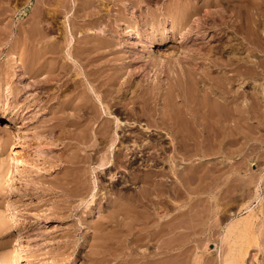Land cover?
I'll use <instances>...</instances> for the list:
<instances>
[{
	"label": "rangeland",
	"instance_id": "rangeland-1",
	"mask_svg": "<svg viewBox=\"0 0 264 264\" xmlns=\"http://www.w3.org/2000/svg\"><path fill=\"white\" fill-rule=\"evenodd\" d=\"M104 1L105 2L108 1V2L105 3ZM179 1L177 2V0H141V1L136 0L134 8L129 4L128 1L127 2L125 1L124 6L122 4L120 5L122 6L121 10L122 11L125 10L124 11L125 18L124 17L123 18L130 20L129 22L132 21L131 23L135 22L136 29L138 28L140 34L138 35L133 34V36H130V38H127L126 37L127 30L125 29L126 26L121 25L122 22L114 20V19H112L113 21L112 22L111 18L108 19L109 18L108 16L104 17L103 20H101L102 23L96 22L100 26L95 25L97 26L96 29L91 30L88 33H91V38H89V40L90 39L93 40L94 38H92V35L97 32H98L97 33L98 35L99 34H101L102 36L104 35L105 39H103L104 37L100 39H96L99 42L98 41L96 42V40L94 39L96 43L90 40L92 44H89V47L93 45H94L93 47H96V48L91 47L93 48V51H91L92 49L89 48L87 44L85 45L89 48V50L91 49L90 52H88V50L86 49L83 50L81 48L82 52L87 51V55L91 53L93 55L91 54L89 55H91V57L94 58L93 63H95V66L93 67L91 66L93 64H91L89 67L87 66L88 68H85L84 65L86 62L84 59L82 60L81 57H79V59L77 58L79 60V61L77 60V62L81 65H79L77 62L69 61V59H67L68 57H65L66 55L64 53L65 52L64 50L69 48L68 41L70 42L71 39L70 37L68 38L67 36H65V34L63 33L64 32L63 23L65 20H64L63 15H60L61 12H58L59 14L56 12L58 16L57 15L55 16L59 18L56 20L57 23L55 22V26L52 27L51 24H49L50 23L49 20L53 13V7H55L56 9L55 3L51 4L53 6L47 5L48 7L47 6L45 7L48 9L47 15L49 14L50 16L49 15L47 16V19H46V21L48 20L47 22L41 23L42 25L41 27V25L39 24L34 25V23H32L33 21H28L29 17L35 14L36 12V11L34 12V9H33L35 0H3V1L1 0L0 2V256L2 254H7L9 251L13 249H16L15 257L12 260V262L9 264H71V262H73V264H124V262L122 261L128 260L127 258H129L128 256H131L130 253L132 252L131 249L125 250V248L127 249V247L129 248L132 246L134 247V243L133 245L131 243L128 244L127 242H126L127 244H125V242H123L124 244L122 243V241L125 238H129V237L131 238V235L130 236L128 235L126 228H128L130 224L133 225L134 223L132 224L133 220H128L129 215L132 216L131 219H134L137 217L136 215L139 214L137 218H140V216H142L141 213L143 212V210H145L143 212L144 217L146 216L150 219L154 218V219H157L158 221L161 220L160 222L163 221V218L164 220L170 219V217L171 216L173 217L175 213H179L181 211H184L186 213V216L183 215L185 219L183 217L182 219L184 220L190 219L189 220L190 223L188 222L187 224V221H184L187 227L184 229L186 232L185 239H188V238L193 239V236L196 235V239H197L196 241H198L197 243L199 245L198 248L194 250V252L192 250L188 252L189 256L192 255L193 253H194L193 254L194 256L193 255H192L193 257L187 256L188 258V259L186 258L187 264H194L195 261H196L195 264H199V263L204 264L205 262H208L210 260H216L218 264L220 263L222 264L224 263V260L226 261V258L225 257L223 258L221 256L228 255L229 250L232 246H235V245L237 246L239 244L244 245L245 242L246 243L251 242L249 243L248 246L251 247L252 254L254 253L253 255H255L254 257H256L254 258L252 256L251 258L252 261H250V263L251 264H264V90H263L264 88V76H263L264 70L263 69L264 68L262 69V67H264L263 65L264 64V46H261V45H264V37H263L264 36V10H263L264 2H262L264 0H258L261 3L258 2L257 0H239L240 3L238 0H234V1L231 0V3H230V0H221V1L215 0L216 3L213 0H210V1L207 0V2L206 0H189L190 4L194 3V6L197 5L199 2H201L199 3V5H201L202 8L203 7L204 8L203 9L200 8L201 10L199 9L197 15L192 16L190 18V21L188 23L189 25L185 28L186 29L189 28L191 30V28H196L195 25H198L204 22L205 24L204 23L201 24L202 30H199L201 32L198 31V33L195 34L196 36L194 35V37L192 36V38L189 35H187L189 38L187 37L188 39L186 43L183 44L182 45L183 48L180 49L181 42H183L184 38H185L184 40H186V37H183L184 34L190 32V30L189 29L186 30L184 28L181 33L182 35H179V32L177 29L180 27H178L174 29V32L172 33L173 35H171V33L166 35L165 33V37H168L167 41H164L161 44L156 43L154 45H150L149 48H146V41H147L146 39L150 35V33H152L153 31L151 29V26L148 25L150 24L149 22H151V12L153 11L158 12L160 9H162V7L163 8L169 7V9L173 10L174 12L175 11L174 9H176V7H178L180 4ZM115 3L118 5L120 4L117 2ZM252 3H254L255 5ZM98 4L100 5L99 8H101V14L103 15L106 14L107 9L111 10L113 14H114L113 10L118 9V7L114 6L113 0H101V1L98 0L96 2V5ZM181 4L180 6L182 7L183 6L187 8L191 7L182 2ZM125 5H128V6L126 7ZM113 8H116V9H113ZM257 10H258L257 12L258 14L256 13ZM211 13H213L214 15ZM71 14L72 13H70V15ZM217 14H219L220 17ZM255 14L258 16H256ZM214 16H217V18L219 17V19L215 17L217 19L216 20L215 18H213ZM70 18H72V16H70ZM255 23H257L258 25ZM78 24H81V22H78ZM105 25L106 27H103ZM166 25L167 23L165 24V26ZM43 26L48 31L47 36L49 37L46 38L47 42L49 43L50 40L54 39L53 41L54 43L61 42L62 43V45H60L61 48L62 49L64 47L65 48L61 52H59L60 55H57L55 53H54L55 55H53L49 52V54L53 55V57L47 54L46 56H49V57L44 58L46 63L41 67L42 63L40 64L38 62L39 61L42 62V59L38 57V52H41V50H43L44 47L46 48V46L48 47V45L52 43L51 42L50 44L46 46L44 45L42 46L41 45L42 43H39V39L37 38L39 37V33L41 32V29L43 28ZM98 26L100 28H98ZM147 26L150 28H148ZM237 26L240 27V29L237 28ZM254 26L256 29L254 28ZM97 28L99 30L101 29L102 30L99 31ZM142 28L145 30H143ZM251 29H255V31L254 30L251 31ZM247 30L249 33L247 32ZM233 31L236 33H234ZM255 32L256 34H254ZM155 35H157V33H155ZM63 36L65 38L67 37V39L69 40L66 41L67 39H63L64 38ZM74 37L75 39H77L79 35H75ZM86 37L85 38L81 37V39L83 38V42L86 43L87 41V43H89ZM169 37L171 38L170 40H169ZM36 39L38 41H36ZM43 41L44 40H42V42ZM64 41L65 43L67 42V44L63 47ZM37 42L39 45L36 44ZM73 42L74 40L72 41V43ZM83 42H81V44H78V43L77 45L75 44L76 48H78L79 46V48L76 50L79 51L80 47H83L81 46L82 44H84ZM97 43L98 44L100 43V44L98 45ZM246 43L247 45L245 46ZM105 44H110V45H106L107 46L106 47ZM132 44L135 46V49L133 48L134 50L132 49L133 47ZM97 45L101 47V48H98L100 50H96L98 47ZM102 46H105V47L102 48ZM197 47H199L200 49H198ZM196 49H198L202 54L207 55L206 53H208L207 56L210 57V60L212 59V62L205 61L204 64L207 66L204 65L202 66L203 68H201L200 67L201 65L199 64V67H200L199 71H201V69H204L203 71L206 70L205 72H207L208 70L209 72L210 70L209 73L207 72L208 74L211 73L210 75L213 74L214 76H219L220 78L221 76L226 74V72L230 71L229 73L232 75L227 73L224 76L230 75L235 78L239 77L238 79L234 78L235 81L232 78L233 84H231L232 83L231 81L230 86H228L232 90V92L230 93H232V95H234L235 93V95L233 98H231L232 96L231 94L229 96L222 95L220 93H218V95L213 94L216 97L211 95L210 99L214 97L213 98L214 100L217 98V100L219 101L217 102V100L214 101L212 99L211 100L212 104L210 103V101H207V102L205 101L206 103L203 101L205 103L204 104L201 101L203 99L201 100L199 99V95L203 97V93L201 94V91L206 92L209 89V86H210L209 84L213 83L212 77H211V80L209 79L210 77L209 78L205 77V79L199 80V83H197V85H195L196 83L195 84L192 83V85L193 84L195 85V88H194V91H192L193 90L192 88L194 85L191 87L190 90H191L192 97L190 94V98L193 99V95L196 94L195 97L197 98V101L200 100L198 102H201L202 105L200 104V106L202 108L198 107L199 103L196 100H194L196 99L194 97L193 100L195 102H192V100L189 102L185 101L186 102V103L184 102L185 105H183V102L181 101H180L181 103L179 102L181 104L179 106L181 107L183 105V107L186 108L185 110L183 109V107L182 109L179 107L180 108L178 109L179 114L176 113V115H174L173 113L174 116L170 114L171 118H175V116H178V115L181 116V118H179L180 120L179 119L178 120L182 122V123L180 122L181 123L180 127H182L180 128V130L182 129L181 133L182 135L183 134L184 135L181 138L183 139V144L184 143L185 144L180 147L181 151H178L180 152L178 153L179 156L177 155V153H175L174 155L178 159L174 157L175 158L173 159L174 161L172 160V162H169V161L164 162V160L166 161L169 160L168 159L169 156L170 157L173 156V152L169 144L171 143L170 140L172 139V137L170 138L169 136L168 137L165 136L166 135L165 129L163 130V128L159 129V128H155L154 126H151L152 125L151 122H153L151 120H154L155 118H159V115H157L159 114L158 112L163 111V109H161V106L163 107V104L161 105V103L163 102L162 99L164 97L161 96L160 98L158 97L152 100L153 103L151 102L149 106L150 108L152 107L154 109H152L150 113V114H153V116L150 117L149 114L142 115V112L139 109L141 105L139 106L138 103L133 105V104L126 102L128 101L127 97L131 96V95H128V92H125V93L118 92L117 93L118 95L115 94L116 93L115 92L114 98L117 95L116 96L117 99L116 98L115 99L118 100L119 103L120 102H122L121 104L128 103L127 107L128 108L132 107L135 110V112L133 110L132 112L129 111L130 112L129 113L127 110L121 109L122 111L120 112L119 110L118 112L117 110H115L117 107V104L114 105L115 107L112 106V104L115 101L112 103V97L111 95H109L110 92L109 93L107 92L108 90L110 91V90L116 89L118 86L116 85V88L115 86H113V89H111V87L106 89L104 88V86H100V84L103 85L107 79L108 81L111 80L112 82L118 81L117 79H115V76L113 75V73L116 74L115 72H118L117 70L120 71L124 69V71L122 72H125L127 69H129L131 71L133 70L132 73L134 74H128L126 71L125 75H123L122 78L123 79L125 78L124 79L125 81L128 75L129 76L132 75L130 77L131 79L129 78V76L127 78H129L132 82H134L135 85H137L136 89H139V88L142 89L143 87H145L143 85L147 86L146 81L148 80L149 82L151 81L150 82L151 84L158 83L157 85H159L160 87L162 85L163 87L161 90L159 89V92L160 91L165 92L166 91L165 88H167V85L170 82L169 80H172L171 78H169V75L170 77L171 76L175 77L176 73L172 70H168V73H169L168 74L167 71L163 69L164 65L169 67V63H168L169 59L170 60L175 59L178 55H180V52H181L180 56L183 57V55H185L183 53L187 52L186 50H188L187 53H189L191 52V50L193 51ZM124 51L125 52L126 51L127 52L129 51L137 52L139 57L141 56V54L143 55V53L145 54L146 52V55H149V54L151 55V59L149 61H147L148 59H143V61H140L141 64L135 61L131 63L130 65L131 67L130 66L125 67L127 64L125 65L124 63L123 64L120 63L124 61L120 59L121 58L120 52H123L124 54L125 53ZM147 51L149 54L147 53ZM209 53L211 56L209 55ZM85 55L86 54L84 52V57L86 58L87 55L86 56ZM215 55L218 57H216ZM59 56L62 57L63 60L66 59L67 60L66 63H68L69 66L70 64H72L73 67L68 66L70 69H73L76 66L75 69L72 70L75 73L74 77H72L73 79L70 77V75H68L69 78H67V76H65V78L63 77L65 80H59V78L57 79V76H58L57 73L61 71L59 70V68L61 67L60 64L63 62V60L60 59ZM55 57H57L56 61H55L56 59ZM88 57L91 59L90 56ZM97 57H100L101 59L100 58L97 59ZM212 57H215L216 59ZM49 58L51 59L53 58L54 63ZM116 58L117 59L119 58L120 60L118 59L119 60L118 61ZM46 59L48 60L46 61ZM213 59H215L216 61ZM29 60L32 61V63L34 62L33 68L35 71L29 70L30 68H28V65H27L30 62ZM49 60H50L51 65L50 66L48 65L46 67L47 64H50V63H47L49 62ZM227 60H228V63H226ZM60 61L62 62L60 63ZM213 61H215L217 65L213 63ZM220 61L221 63L223 62L222 64L224 65L226 64L227 66L226 65L225 66L227 68L223 67L224 65L222 66ZM36 62L40 65L39 67L41 68L38 67ZM196 62H200V61H196ZM210 62L212 63L211 65L209 64ZM256 62L258 64L257 66H256ZM56 63L59 64V68L53 67V64L55 65ZM74 63L76 64L75 66H74ZM152 63L159 64L158 69H162L164 73L162 71V73L160 72V74H158L159 72L155 71L156 68L152 66ZM242 63L246 64L245 65L246 67L248 66L252 68L253 70L250 69L251 71L248 72L249 71L247 70L249 69L248 67L247 69L242 67V69H240L241 71L240 70L238 71L240 72V74H237L238 73L237 71H236L237 73H235L236 66H238V64L244 65ZM58 64H56V66ZM140 65L142 66L140 67ZM193 65L195 67L198 66L195 64ZM80 66L82 68L84 67V70H87V71L93 67V72L91 74L85 73L83 70H80L81 69ZM37 67L40 70L42 68L43 69L45 68L44 72L46 71L47 73H44V72L41 73L43 69L40 72V70L38 71ZM96 67H98L99 71L98 69H95ZM136 67L138 68L140 67L142 69H145L146 67L145 72L150 71V73L148 75L146 73L143 74L141 73L140 68L138 70V68ZM35 68H37V71ZM55 68H58L57 72L54 71ZM231 68L234 73L230 70ZM27 69L30 72H28ZM46 69H49L50 72ZM72 71H71V75L73 76ZM242 71H245L247 75L244 74V72ZM37 72L40 73V75ZM258 72H260V74ZM48 73L49 74L52 73V74L49 75ZM53 73H55V75H53ZM103 73L105 74L103 75ZM99 74L101 75L99 76ZM156 74L159 75L160 81L157 80ZM166 74H168V76H166ZM235 74H237L238 76L237 75L235 76ZM48 75L54 76V78L48 77ZM110 76H111V79L109 80ZM42 77L44 78L47 77L49 79L43 80ZM167 77L169 79H167ZM241 77L242 79H240ZM85 78L91 81V85L95 86L94 87L95 89L91 85H89L90 82L86 80ZM95 78L96 79L98 78L97 79L98 81L95 80L96 82L95 81L93 82L92 80H94ZM67 79L68 80L70 79V80L68 81ZM41 80L48 81L49 84H46L47 82L41 83L42 82ZM79 80H82V81L80 82ZM166 80H168V82ZM65 81L66 83L70 82V84L69 83L65 84ZM122 81L120 79V82ZM214 81H219V80L216 79ZM92 82L95 84H93ZM74 83L77 84L76 87H74L75 86ZM81 83H84L86 86L88 84V87H85V85L83 84L81 85ZM44 84L45 86H43ZM72 84H74L73 87L76 89L78 86H80V88L82 87V89L78 88L82 91V93L80 90L77 89L76 92L78 91V94L76 93L77 94L76 95L74 93L75 90H73L72 88ZM96 84L98 85L96 86ZM105 85L107 87L109 86L107 81L105 82ZM189 86L188 88H190ZM91 87L94 89V91L97 94H95L94 91L91 90ZM64 88L66 91L64 90ZM103 88L104 90L105 89L107 90L105 92H107L108 94H106L103 91ZM83 90L87 92L89 91L90 92L89 94L93 93V96L90 97L92 94L89 95L86 92V101L88 99V103L90 102L92 103V104L90 103L91 107H90V104H88L89 110H87L88 108L85 109L82 106V102H86V101H81V98H80V96L83 98L85 95V94L83 95ZM71 91H73L74 94ZM102 92L105 94H103ZM71 94L74 95V98H72L73 96H71ZM98 94L100 95V98L103 96L102 97L104 100V101L102 100L103 105L101 104V101H97L96 99ZM107 95L109 97H107ZM221 95L224 97H230L231 99L228 98V101H221L220 99L222 97ZM76 96L79 97L80 99L77 98ZM141 96L142 95H139L140 98L137 100H142ZM105 97L107 98L104 99ZM76 98L79 99V101ZM251 98L253 99V101ZM74 102L77 104L76 105L77 107L75 106ZM151 104H154V105L151 106ZM215 105H217L216 109H215ZM218 106L221 107L220 110ZM155 107H157L158 110L157 108L155 109ZM105 112L106 113L111 112V117H112L111 118L112 122L108 123L110 124V126L108 125L109 137H107L108 138L107 141H110V142L106 141L105 145L103 144L101 146H98L99 140L95 139V136L97 135L95 133H98L100 131V129L102 128V125H104V122H105V126L107 124L106 119L108 115L105 114ZM187 112H191V114L190 113L187 114ZM155 113H156V116H155ZM97 114L99 115V117L97 116L98 118L96 117ZM140 115L142 116L140 117ZM61 116L64 119H62ZM115 117H117L118 119L120 118L122 122L124 121L123 123L129 124L128 127L124 128V130L126 131L125 133L133 132L132 133L133 135L140 136V138L144 139L145 137V141L150 142L151 145L157 144V148L160 146L159 149L163 151V153H160L162 157H160L159 160L155 162L154 164L150 162L149 160H146L147 158H144V159L141 158L140 160L138 159L137 162L132 165H129L128 162L123 161L121 165L122 168L120 167V169L116 168L115 170L114 169L109 170L110 174L107 173L108 172L107 169L105 170L101 168V166H103V164L107 163L108 161H110L109 164L112 163L113 148L114 147L116 149L119 148L118 136L124 133V131L120 130L119 128H116V123L114 121ZM183 117L184 118L187 117L186 119L188 120L186 119L184 120ZM92 118H94V120ZM132 120L136 124L133 123ZM137 120L138 122H136ZM130 123L131 125L132 124L134 125L131 126ZM138 123H140V125ZM142 124H145L146 127L151 126L150 129H152V132H150V134L143 132ZM192 125L195 128L192 127ZM83 126L85 128H83ZM81 134L83 135L85 134L87 137H90V139H88L89 142L87 143L79 142L78 137ZM142 134L144 136H142ZM186 134H190V135H186ZM198 134L201 137H199ZM192 135L196 138L198 137L196 141ZM114 139H116L115 142H113ZM125 142L126 141L120 142L121 144L120 146H126V144L128 145V143L127 142L125 143ZM110 143L113 145L110 146ZM172 143H174V141ZM190 145H191L190 148L194 147L192 148L193 150L188 147ZM57 146L58 148L62 147V149L57 150ZM97 146L102 147L101 149L102 151L101 153L95 154L94 151L96 148H98ZM187 147L189 149L188 151H185L187 150ZM181 148H183V150ZM194 149H196L195 150L196 152L194 151ZM74 153H76L77 155ZM72 154H74V156H70ZM169 154H172V155H169ZM184 154H185V157L183 156ZM66 155H68V157ZM65 160H66V163H65ZM100 160L102 162H100ZM79 161H81L82 163ZM74 162L77 164H75ZM78 162L81 164H79ZM192 164L194 167L192 166ZM186 168H188L189 170ZM63 169L65 170L62 171ZM152 170L153 171L155 170L154 172L157 174V175L155 174L156 177H152V178L154 179L156 178L157 181L161 179L158 182L159 183L163 182L165 186L160 185V187H158L159 189L152 190V189H149V187H147L146 184H144L143 179L139 178V177H142L143 173H145L146 171H152ZM177 171H181V172H179L180 174L176 176ZM62 172L63 173L65 172V174H63ZM196 172H198L199 175ZM63 175L65 176V178ZM62 176L64 179L62 178ZM179 177L181 178L180 180H179ZM62 179L64 182L68 180L69 183L67 182L68 184L65 183L64 185V182L62 181ZM175 185L177 186V188ZM161 186L164 190H161V193H159L160 191H157V190L162 189ZM152 187L153 186H151V188ZM186 187H187V190H186ZM192 188L195 190H193ZM206 188H208L207 190L209 191H207ZM198 189H200L201 191ZM79 190L80 191L83 190V191L80 192ZM85 190L88 193V194L85 193V196L87 197L83 195L84 198H82L83 196L78 195V194L84 193ZM140 190L142 191V194H146V196L151 193L149 195L150 196L149 198L154 199V200H152L150 203L147 202V204L149 203L148 206L146 205L144 207L143 205L137 202L134 206V201H132V199L136 196L139 197ZM145 190L146 192H144ZM183 190L185 193L183 192ZM147 191L149 192L148 194H147ZM190 191L193 193L191 194ZM196 191H198L199 193L198 192L196 193ZM92 195H95V197L93 198V202H90L92 199ZM152 195L154 197L156 196L157 198L156 197L154 198ZM161 195L164 197H161ZM183 197H185L186 200ZM117 199H119L120 201ZM156 199L158 200V202H156ZM167 199L168 200L170 199V200L168 201ZM193 199L195 202L193 201ZM122 200L123 202L121 203ZM115 202H117V204ZM163 202L166 204H163ZM171 202L173 203V205ZM123 203L125 204L126 208L128 205L130 206V208L132 206L133 209L137 207L140 210L135 208L134 210L136 212L132 210V212H135V213L132 214V212H130L131 214H129L127 213L128 211L127 209L129 208L127 209L125 208L124 210L122 209V206H124ZM153 203L155 204V206ZM167 205L169 208L167 207ZM178 206L180 207V209ZM246 207H250V209H252L253 211V217H251V220H253L252 221L253 223L252 225L249 226V228H243L242 225L235 224L236 222L239 221V219L247 215ZM113 208L116 211L120 210V213L124 211L126 213H123V214H128L127 217L124 219L125 223L128 224L130 222L128 226H125V224L123 226L122 225L123 222H121V224L119 223L121 226H118L119 224L117 225L115 222L112 223V226L110 224H106V225L104 224V222H106L104 220H107L106 218L107 212H110V214L111 212L113 213L114 211ZM110 209L111 210L113 209V210L110 211ZM195 209L200 215H198L197 212L194 211ZM152 210H154L153 211L154 213L152 212ZM165 210L167 212H165ZM138 211H140L141 213ZM184 212L183 214H185ZM193 212L194 213L196 212V213L194 214ZM192 214H193V217L200 216L199 217L200 219L196 218L195 220V218L192 217ZM117 218L120 219L121 216H118ZM191 218L194 220H191ZM154 219L148 220L147 221L148 223L146 222L148 226H151L153 224L151 228H154L157 226L155 225L156 220L154 222ZM150 221H152V223ZM192 221L194 222L193 223L194 225L192 224ZM197 221L199 224L195 223ZM229 223L231 224L229 225ZM211 224H213L214 227H212ZM103 225H105V228ZM113 225H116L117 227ZM195 225H196L195 229H197L198 232H196V234L191 233L193 235H190L189 233L194 231ZM226 226L228 227L233 226L232 230L230 228L227 231L228 227ZM190 227H192L193 230ZM202 229L204 230V232H200V231H203ZM121 235L122 236L125 235L127 237L125 236L122 237ZM118 236H119V239H118ZM104 238L107 241L109 240V242L107 243V241ZM119 240H120V243H118ZM103 241L105 242L103 243ZM186 241L189 242L191 240L188 239ZM232 242H233V245H232ZM157 244L158 243H156L154 246H156ZM187 244L192 245L191 242L190 244L189 243ZM120 246H121V250L123 249L124 252H122L123 250L120 252V249H117V247L120 248ZM104 247H108V248L105 249ZM143 247L144 248L142 247L137 248L136 251H141V250L143 251V249L145 250L146 247L145 246ZM156 248H151V250L152 249L155 250ZM97 250H100V252ZM107 250H109L110 252H108ZM127 251H131V252H127ZM96 252H99V253H96ZM97 254L98 256H96ZM116 254H119V255H116ZM133 254L136 255L137 253L133 252L132 255ZM199 256L201 259L199 258ZM213 256L216 258L213 259L214 258ZM94 257H97L96 260H94L95 259ZM100 258L101 260H99ZM125 264H127L126 261H125Z\"/></svg>",
	"mask_w": 264,
	"mask_h": 264
},
{
	"label": "bare ground",
	"instance_id": "bare-ground-1",
	"mask_svg": "<svg viewBox=\"0 0 264 264\" xmlns=\"http://www.w3.org/2000/svg\"><path fill=\"white\" fill-rule=\"evenodd\" d=\"M3 1V0H2ZM98 0H35V3H34V6H33V9H34V12H35V14H33V15H31L30 17H29V19H28V21H33L32 23H34V25L35 24H39V25H41V23L43 22H47L46 21V19H47V16L49 15H47V13H48V9L47 8H45L47 5H49V6H53V5H51V4H54L55 3V5H56V9H55V7H53V13H52V16H51V18H50V20H49V24H51V26L52 27H54L55 26V22H56V20L59 18H57V16H58V12H61L60 13V15H63V17H64V27H63V33L65 34V36H67L68 38L70 37V42L68 41L69 39H67V37L65 38L64 36V38L63 39H67L66 41H68V45H69V48H67L66 50H64L63 52L65 53V57H68L67 59H69V61H73V62H77V60L79 59V57H81L82 58V60L84 59L85 60V65H84V67L85 68H88L91 64H93V65H91V66H95V63H93V60H94V58L93 57H91V55H93V54H91V53H89V54H91V55H87V51H84L85 52V54L87 55H85L86 56V58L84 57V52H82L81 50L83 49V50H88V52H90V50L91 51H93V48H96V47H93V46H91V47H93V48H91V47H89V44H92V42L91 41H94V39L96 40V39H100V38H102V37H104V35L102 36L101 34H99V35H101V36H99L97 33H94L93 35H92V38H94L93 40H89V38H91V33H88V32H90L91 30H94V29H96V27L97 26H95V25H99L98 23H96V22H101V20H103V18L104 17H109L108 19H110L111 18V21H112V19H114V20H117V21H120V22H122V24L121 25H125L126 27H125V29L127 30H125L126 31V37L127 38H130V36H133V34H136V35H138V34H140V32H139V30H138V28L136 29V24H135V22L134 23H131V22H129L130 20H127V19H124L125 18V14H124V11H122L121 9V7L122 6H120L121 4L124 6V3H125V1L127 2H129V4L134 8V6H135V1L136 0H113V2H114V6H116V7H118V9H116V8H113V9H116V10H113V12H114V14L112 13V11L111 10H108L107 9V11H106V14L105 15H103V14H101V8H99L100 7V5L98 4V5H96V2H97ZM99 1H101V0H99ZM141 1V0H140ZM179 0H177V2H178ZM210 1V0H209ZM214 2H215V0H213ZM221 1V0H220ZM234 1V0H233ZM239 1V0H238ZM258 1V0H257ZM0 2H1V0H0ZM105 2V1H104ZM106 2H108V1H106ZM105 2V3H106ZM115 2H117V3H120L119 5L118 4H116ZM148 2V1H147ZM180 2V4H181V2L182 3H185V4H187V5H189V6H191L190 8L188 7H182V6H180V4H179V6L178 7H176V9H174L175 11L173 12V10H170L169 9V7H167V8H163L162 7V9H160L158 12L157 11H153V12H151V22H149L150 24H148L149 26H151V29L153 30L152 31V33H150V35L147 37V41H146V48H149V46L150 45H154V44H156V43H158V44H161L162 42H164V41H167V39H168V37H165V33H166V35H168L169 33H171V35H173L172 33L174 32V29H176V28H178V27H180V28H178L177 30H178V32H179V35H182L181 33H182V30L185 28V27H187L189 24V21H190V18L192 17V16H195V15H197V13H198V11H199V9L200 8H202V6L201 5H199V3H201V2H199L197 5H195L194 6V3L193 4H190V2H189V0L187 1V0H180L179 1ZM192 2V1H191ZM194 2V1H193ZM203 2V1H202ZM206 2H207V0H206ZM236 2V1H235ZM241 2H243V1H241ZM254 2V1H253ZM258 2H260V1H258ZM262 2H264V1H262ZM146 3V2H145ZM189 3V4H188ZM212 3V2H211ZM216 3V2H215ZM230 3H231V0H230ZM239 3H240V1H239ZM248 3V2H247ZM251 3V2H250ZM261 3V2H260ZM116 4V5H115ZM207 4V3H206ZM209 4V3H208ZM218 4V3H217ZM252 4H254V3H252ZM259 4V3H258ZM257 4V5H258ZM263 4V3H262ZM101 5H103V4H101ZM182 5V4H181ZM204 5H205V3H204ZM203 5V6H204ZM219 5V4H218ZM242 5V4H241ZM255 5V4H254ZM105 6V5H104ZM126 7L128 6V5H125ZM201 6V7H200ZM48 7V6H47ZM102 7V6H101ZM138 7V6H137ZM144 7H145V5H144ZM259 7H260V5H259ZM52 8V7H51ZM109 8H110V6H109ZM147 8V7H146ZM172 8V7H171ZM204 8V7H203ZM202 8V9H203ZM255 8H256V6H255ZM262 8V7H261ZM55 9V10H54ZM156 9V8H155ZM159 9V8H158ZM253 9V8H252ZM47 10V11H46ZM201 10V9H200ZM264 10V9H263ZM262 10V11H263ZM33 11V10H32ZM73 11V12H72ZM255 11V10H254ZM261 11V12H262ZM58 14H57V13ZM130 12V11H129ZM148 12V11H147ZM258 12V10L256 11V13ZM259 12H260V10H259ZM56 13V14H55ZM70 13H72L71 15H70ZM209 13V12H208ZM207 13V14H208ZM255 13V12H254ZM131 14V13H130ZM147 14V13H146ZM211 14H213V13H211ZM222 14V13H221ZM258 14V13H257ZM263 14V13H262ZM55 15H57V16H55ZM59 15V16H60ZM68 15H70V16H72V18H70V16H68ZM149 15V14H148ZM209 15V14H208ZM214 15V14H213ZM217 15H219V14H217ZM256 15V14H255ZM261 15V14H260ZM50 16V15H49ZM256 16H258V15H256ZM124 17V18H123ZM211 17V16H210ZM217 18V16H214L213 18ZM219 17H220V15H219ZM219 17L217 18V19H219ZM261 17V16H260ZM127 18V17H126ZM129 18V17H128ZM194 18V17H193ZM215 18V19H216ZM259 18V17H258ZM131 19V18H130ZM201 19V18H200ZM212 19V18H211ZM216 19V20H217ZM167 20V21H166ZM207 20V19H206ZM210 20V19H209ZM253 20V19H252ZM260 20H261V18H260ZM27 21V20H26ZM59 21V20H58ZM105 21V20H104ZM103 21V22H104ZM110 21V20H109ZM144 21V20H143ZM213 21V20H212ZM222 21V20H221ZM256 21H258V20H256ZM78 22H81V24H78ZM106 22V21H105ZM113 22V21H112ZM115 22V21H114ZM199 22V21H198ZM217 22V21H216ZM263 22V21H262ZM28 23V22H27ZM31 23V22H30ZM57 23V22H56ZM102 23V22H101ZM116 23V22H115ZM146 23V22H145ZM167 23V25L165 26V24ZM202 23H204V22H202ZM201 23V24H202ZM106 24V23H105ZM108 24H109V22H108ZM147 24V23H146ZM201 24H198V25H195L196 26V28H191V30L189 29V28H187V29H189L190 30V32H188V33H186V34H184V36L183 37H186V40H184L183 39V42H181V48L180 49H182L183 47H182V45L183 44H185L186 43V41H187V39L189 38L187 35H189L191 38H192V36L194 37V35L196 34V33H198V31L199 30H202V27H201ZM205 24V23H204ZM213 24V23H212ZM255 24H257V23H255ZM254 24V25H255ZM262 24V23H261ZM45 25V24H44ZM102 25V24H101ZM224 25V24H223ZM226 25V24H225ZM229 25V24H228ZM248 25V24H247ZM258 25V24H257ZM257 25H256V27H257ZM263 25V24H262ZM261 25V26H262ZM95 26V27H94ZM100 26V25H99ZM98 26V28H100ZM194 26V27H195ZM221 26V25H220ZM41 27H42V25H41ZM103 27H106V25L105 26H103ZM148 27V26H147ZM191 27H193V26H191ZM222 27V26H221ZM227 27V26H226ZM248 27V26H247ZM97 28V29H98ZM114 28V27H113ZM146 28V27H145ZM148 28H150V27H148ZM237 28H239L240 29V27H238L237 26ZM249 28V27H248ZM251 28V27H250ZM254 28H255V26H254ZM143 29V28H142ZM150 29V30H151ZM164 29H165V31H164ZM186 29V28H185ZM186 29V30H187ZM242 29V28H241ZM256 29V28H255ZM255 29H251V31L252 30H254L255 31ZM260 29V28H259ZM99 30V29H98ZM97 30V31H98ZM102 30V29H101ZM101 30H99V31H101ZM113 30V29H112ZM143 30H145V29H143ZM148 30V29H147ZM141 31V30H140ZM149 31V30H148ZM241 31V30H240ZM250 31V32H251ZM262 31V30H261ZM87 32V33H86ZM103 32V31H102ZM143 32V31H142ZM184 32V31H183ZM199 32H201V31H199ZM222 32V31H221ZM220 32V33H221ZM234 32V31H233ZM245 32V31H244ZM247 32H248V30H247ZM257 32V31H256ZM256 32L254 33V34H256ZM263 32V31H262ZM100 33V32H99ZM110 33V32H109ZM155 33H157V35H155ZM193 33V34H192ZM219 33V34H220ZM234 33H236V32H234ZM249 33V32H248ZM104 34V33H103ZM192 34V35H191ZM243 34V33H242ZM245 34V33H244ZM48 35V31L46 30V28H44V26H43V28L41 29V32L39 33V37L37 38V39H39V43H42L41 45L43 46H46V45H48V44H50L51 42V44L50 45H48V47L46 46V48L44 47L43 48V50H41V52H38V57L40 58V59H42V62L41 61H39L38 63H42V65H41V67L46 63L45 62V57H49V56H46L47 54H49V52L51 53V54H53V55H55V54H57V55H60V53L59 52H61L65 47V45L67 44V42L65 43V41L63 42V49L61 48V46L60 45H62V43L61 42H59V43H57V42H53L54 41V39H52V40H50L49 41V39H48V41H49V43L47 42V37H49V36H47ZM75 35H79V37L77 38V39H75ZM89 35H90V37H89ZM197 35H199V34H197ZM250 35V34H249ZM248 35V36H249ZM87 38V40L89 41V43H87V41H86V43L85 42H83V38H85V37ZM196 36V35H195ZM202 36V35H201ZM247 36V37H248ZM252 36V35H251ZM250 36V37H251ZM255 36V35H254ZM258 36V35H257ZM81 37H83L82 39H81ZM188 37V38H187ZM245 37V36H244ZM264 37V36H263ZM156 38V39H155ZM258 38V37H257ZM36 39V41H38ZM41 39V40H40ZM103 39H105V37L103 38ZM171 38L169 37V40H170ZM179 39H180V37H179ZM248 39V38H247ZM252 39V38H251ZM42 40H44L43 42H42ZM74 40V42L72 43V41ZM85 40V39H84ZM113 40V39H112ZM254 40V39H253ZM260 40H262V39H260ZM60 41V40H59ZM98 40H96V42H97ZM101 41H103V40H101ZM132 41V40H131ZM182 41V40H181ZM81 42H83L84 44H82L81 46H83V47H80V49H79V51L78 50H76V49H78L79 48V46H78V48H76V45H77V43L78 44H81ZM91 42V43H90ZM95 42V41H94ZM95 42V43H96ZM99 42V41H98ZM111 42V41H110ZM241 42V41H240ZM248 42V41H247ZM261 42V41H260ZM58 45H57V44ZM65 43V44H64ZM72 43V44H71ZM105 43H107V42H105ZM113 43V42H112ZM243 43V42H242ZM249 43V42H248ZM263 43V42H262ZM37 45H39L38 44V42L36 43ZM76 44V45H75ZM85 44H87L88 45V47L89 48H91L90 50H89V48L85 45ZM98 44V43H97ZM100 44V43H99ZM98 44V45H99ZM157 44V45H158ZM40 45V46H41ZM67 45V46H68ZM96 45V44H95ZM97 45V46H98ZM106 45H110V44H105V46ZM119 45V44H118ZM134 45H135V43H134ZM133 44H132V49L134 48L135 49V46H134ZM136 45H138V44H136ZM247 45V43L245 44V46ZM251 45V44H250ZM36 46V45H35ZM101 46V45H100ZM105 46H102V48L103 47H105ZM120 46V45H119ZM118 46V47H119ZM255 46V45H254ZM261 46H264V45H261ZM107 47V46H106ZM109 47V46H108ZM112 47V46H111ZM232 47V46H231ZM230 47V48H231ZM237 47H239V46H237ZM253 47V46H252ZM256 47V46H255ZM82 48V49H81ZM98 48H101V47H97V49L96 50H100V49H98ZM198 49H200L199 47H197ZM242 48V47H241ZM246 48V47H245ZM249 48V47H248ZM261 48V47H260ZM41 49V48H40ZM133 49V50H134ZM198 49H196V50H191V52H189V53H187L188 52V50H186L185 52L186 53H183V54H185V55H183V57H181L180 55H181V52H180V55H178L175 59H172V60H170L169 59V61H168V63H169V67H167L166 65H164V70H166L167 71V73H168V70H172V71H174L176 74H175V77H173V76H171L170 77V75H169V78H171L172 80H169L170 82L168 83V85H167V88H165L166 89V91L165 92H159V89L161 90L162 89V85H161V87L159 86V85H157V84H151L148 80L146 81L147 83V86L146 85H143V86H145V87H143L142 89H140L139 88V86H138V88L139 89H136L137 88V85H135L134 84V82H132L130 79V77L132 76H129V78H127L126 76V80L124 81V79L122 78L123 77V75H125V73H126V71H127V73L128 74H134V73H132V71L131 70H129V69H127L125 72H122V71H124V69L123 70H117L118 72H115L116 74H114L113 72H111V73H113V75L115 76V79H117L118 81H115V82H112L110 79H111V76H110V78H109V80L110 81H108V79L106 80L107 82H108V87L105 85V82H104V84L103 85H101L100 84V86H104V88H106V89H108V88H110L111 87V89H113V86H115V88H116V85L118 86L116 89H113V90H104V88H103V91L105 92V91H107L108 93L110 92V94L109 95H111V97H112V106H114V105H116L117 104V107H116V109L115 110H117L118 112H119V110H120V112L122 111L121 109H125V110H127L128 112L129 111H133L134 110V108H128L127 107V105H128V103H130V104H139V106H140V111L142 112V115H146V114H149V116L151 117V116H153V114H150L151 113V111H152V109H154V108H150V103L152 102V100H154L155 98H160L161 96H163L164 98L162 99L163 100V102L161 103V105L163 104V107L161 106V109H163V111H161V112H158L159 114H157V115H159V118H155L154 120H151V121H153V122H151L152 123V125L151 126H154L155 128H159V129H162L163 128V130L165 129L166 131V135L165 136H169L170 138L172 137V139L170 140V142L171 143H169L170 144V147H171V150H172V152H173V156L172 157H168V159L169 160H164V162H172V160L173 159H175L176 157L174 156L175 155V153H177V155H178V153H180V152H178V151H181L180 150V147L181 146H183L184 144H183V139L181 138L183 135H182V129L180 130V128H182V127H180V125H181V121H179L180 119L179 118H181V116L180 115H178V116H180V117H178V116H175V118H171V115H173V113H174V115H176V113H178L179 114V112H178V109H182V107H183V105H185L184 104V102L185 101H187V102H189V101H191L192 100V102H195L194 100H196L197 101V98L195 97V95H193V99H194V97L196 98V99H192V98H190V94H191V87L195 84V85H197V83H199V80H202V79H205V77L206 78H209L210 80H211V77H212V81H213V83H211V84H209L208 86H209V91L207 90L206 92L204 91V92H202L201 91V94L203 93V97L201 96V95H199V99L201 100V99H203V100H201L202 102L204 101H210V103L212 104V102H211V100L214 98V97H216V96H214V95H218V93H220V94H222V95H226V96H229L230 94L232 95V93H230V92H232V90L230 89V87H228V86H230V83H231V81H232V78H233V80H234V78L235 77H232V76H230V75H232V74H230L229 72H226V74L227 73H229L230 75H228V76H224V75H226V74H224L223 76H221V78L219 77V76H214L213 74L212 75H210V74H208L209 72H210V70H209V72H208V70H207V72H205V71H203L204 69H201V71H199L200 70V67L201 68H203L202 66H204L205 64H204V62L205 61H211L212 62V59L210 60V57L209 56H207L208 55V53H206L207 55H205V54H202ZM119 50V49H118ZM184 50V49H183ZM251 50V49H250ZM253 50V49H252ZM95 51V50H94ZM145 51H146V49H145ZM180 51H182V50H180ZM210 51V50H209ZM98 52V51H97ZM125 52V51H124ZM206 52V51H205ZM55 53V54H54ZM59 53V54H58ZM147 53H148V51H147ZM51 54H49L50 56H52L53 57V55H51ZM120 54H121V60H124V61H122V62H120V63H124L125 65H123V66H125V67H129L130 65H131V63L132 62H139L140 63V61H143V59H148L147 61H149L150 59H151V55L149 56V55H146V52H145V54L143 53V55L141 54V56L139 57L138 56V53L137 52H134V51H129V52H125L124 54H123V52H120ZM123 54V55H122ZM209 55H210V53H209ZM64 56V55H63ZM88 56H90L91 57V59L88 57ZM115 56V55H114ZM148 56V57H147ZM211 56V55H210ZM213 56V55H212ZM216 56V55H215ZM60 57V56H59ZM88 57V58H87ZM216 57H218V56H216ZM56 59H55V61L57 60V57H55ZM78 58V59H77ZM81 58H80V60H81ZM98 58H100V57H97V59ZM115 58V57H114ZM118 58V59H119ZM212 58H215V57H212ZM40 59H38V60H40ZM53 63H54V59L52 58H49ZM60 59H62L63 60V58L62 57H60ZM101 59V58H100ZM117 59V58H116ZM117 59V60H118ZM119 59V60H120ZM216 59V58H215ZM215 59H213V60H215ZM219 59V58H218ZM43 60H44V62H43ZM48 59H46V61H47ZM50 60H49V62H47V63H50ZM115 60V59H114ZM118 60V61H119ZM30 61V60H29ZM66 59H64L63 60V62L62 61H60V65H61V69L59 68V64L58 63H56V64H58L57 66H56V64L54 65L53 64V67H58L59 68V70H61L60 72H58L57 73V79L59 78V80H65L64 78H65V76H67V78H69V76L68 75H70V77L72 78V77H74V72L72 71L73 69H75V63H74V68L73 69H70L69 67L70 66H72V64H70V66L68 65V63H66ZM79 61V60H78ZM196 61H200V62H196ZM216 61V60H215ZM215 61H213V63H215L216 64V62ZM223 61V60H222ZM58 62V61H57ZM84 62V61H83ZM98 62V61H97ZM100 62V61H99ZM195 64V65H198L197 67H195L193 64ZM195 62V63H194ZM207 62V63H208ZM209 63L210 65L212 64V63ZM218 62V61H217ZM230 62V61H229ZM232 62V61H231ZM237 62V61H236ZM37 63V62H36ZM37 63V65H38V67L40 66L39 64ZM72 63V62H71ZM78 63V62H77ZM82 63V62H81ZM118 63V62H117ZM220 63H221V61H220ZM223 63V62H222ZM221 63V65L223 66L224 64H222ZM226 63H228V60H227V62ZM247 63H249V62H247ZM259 63V62H258ZM263 63V62H262ZM261 63V64H262ZM79 64V63H78ZM84 64V63H83ZM135 64V63H134ZM141 64V63H140ZM199 64L201 65L200 67H199ZM214 64V65H215ZM231 64V63H230ZM242 64H244V63H242ZM28 68H30L29 70H34V68H33V65H34V62L32 63V61H30L28 64ZM36 65V66H37ZM50 66L51 65V63L50 64H47L46 65V67L47 66ZM79 65H81V64H79ZM136 65V64H135ZM143 65V64H142ZM142 65H140V67L142 66ZM168 65V64H167ZM217 65V64H216ZM215 65V66H216ZM219 65V64H218ZM226 65V64H225ZM223 66V67H225V68H227L226 66ZM234 65V64H233ZM237 65V64H236ZM235 65V66H236ZM246 64H244V65H240V64H238V66H236V70H235V73H237L240 69H242V67H244L245 69H247V67L245 66ZM258 64H257V62H256V66H257ZM260 65V64H259ZM264 65V64H263ZM69 66V67H68ZM88 66V67H87ZM120 66V65H119ZM152 66L154 67V68H156V70L155 71H158L159 73L158 74H160V72L162 73V69H158V67H159V64H153L152 63ZM157 66V67H156ZM205 66H207V65H205ZM254 66H255V64H254ZM37 67V68H38ZM41 67H39V68H41ZM52 67V66H51ZM73 67V66H72ZM71 67V68H72ZM77 67H79V66H77ZM81 67V66H80ZM84 67L82 68L81 67V69L80 70H83L85 73H92L93 72V67L92 68H90L88 71L87 70H84ZM99 67V66H98ZM98 67H96L95 69H98ZM117 67V66H116ZM131 67V66H130ZM139 67V68H140ZM260 67V66H259ZM33 68V69H32ZM37 68H35L36 69V71H37ZM38 68V71L40 70ZM49 68V67H48ZM58 68H55L54 69V71H56L57 72V69ZM67 68H69V69H67ZM121 68V67H120ZM119 68V69H120ZM136 68H138V67H136ZM139 68H138V70H139ZM228 68H230V67H228ZM235 68V67H234ZM249 69H247V70H249L248 72H250L251 70L250 69H252V68H250V67H248ZM264 67H262V69H263ZM43 69V68H42ZM41 69V70H42ZM77 69V68H76ZM208 69V68H207ZM255 69V68H254ZM28 70V69H27ZM28 70V72H30ZM41 70H40V72H41ZM44 70H45V68L42 70V72L41 73H43L44 72ZM46 70H48L49 72H50V70L49 69H46ZM129 70V71H128ZM145 70H146V67H145V69H142V68H140V71H141V73H146L147 75L150 73V71H147V72H145ZM151 70H153V69H151ZM231 71H232V68L230 69ZM253 70V69H252ZM264 70V69H263ZM35 71V70H34ZM52 71H53V69H52ZM71 71L73 72L72 74H73V76L71 75ZM87 71V72H86ZM98 71H99V69H98ZM98 71H96V72H98ZM237 71V72H236ZM241 71V70H240ZM27 72V71H26ZM31 72H33V71H31ZM55 72V73H56ZM83 72V73H84ZM95 72V71H94ZM130 72V73H129ZM170 72V71H169ZM233 72V71H232ZM242 72H244V74H246L245 73V71H242ZM254 72V71H253ZM264 72V71H263ZM35 73V72H34ZM38 73V72H37ZM44 73H47L46 71L44 72ZM55 73H53V75H55ZM79 73V72H78ZM82 73V72H81ZM123 73V74H122ZM154 73H156V72H154ZM163 73H164V71H163ZM221 73V72H220ZM234 73V72H233ZM255 73V72H254ZM259 74H260V72H258ZM31 74V73H30ZM39 75H40V73H38ZM49 74V73H48ZM52 73H50L49 75H51ZM89 74V75H90ZM105 73H103V75H104ZM158 74H156L157 75V80L158 81H160V77H159V75ZM169 74V73H168ZM168 74H166V76H168ZM223 74V73H222ZM237 74H240V72H238ZM237 74H235V76L237 75ZM243 74V73H242ZM241 74V75H242ZM256 74V73H255ZM33 75V74H32ZM48 75V77H51V78H54V76H49ZM87 75V74H86ZM85 75V76H86ZM101 74H99V76H100ZM108 75V74H107ZM217 75V74H216ZM247 75V74H246ZM251 75V74H250ZM253 75V74H252ZM37 76V75H36ZM47 76V75H46ZM75 76H77V75H75ZM91 76H93V75H91ZM95 76H96V74H95ZM215 77V79H214V77ZM238 76V75H237ZM259 76V75H258ZM262 76V75H261ZM264 76V75H263ZM61 77V78H60ZM64 77V78H63ZM106 77H108V76H106ZM113 77V76H112ZM217 77H219V78H217ZM50 78V79H51ZM63 78V79H62ZM78 78V77H77ZM101 78V77H100ZM99 78V79H100ZM168 77H167V79H169ZM239 77H237V78H235V79H238ZM254 78V77H253ZM42 79L44 80H47V79H49V78H47V77H42ZM55 79H56V77H55ZM55 79H53V80H55ZM73 79V78H72ZM71 79V80H72ZM76 79V78H75ZM86 79V78H85ZM84 79V80H85ZM98 79V78H97ZM96 78L94 79V80H92L93 82L96 80V81H98ZM113 79V78H112ZM120 79H121V81L122 82H120ZM150 79V78H149ZM216 79H218L219 81H214V80H216ZM240 79H242V77L240 78ZM245 79V78H244ZM52 80V81H53ZM58 80V81H59ZM68 80V79H67ZM70 80V79H69ZM68 80V81H69ZM82 80H83V78H82ZM82 80H79L80 82L82 81ZM86 80H88L89 81V79H86ZM103 80V79H102ZM146 80V79H145ZM247 80V79H246ZM37 81V80H36ZM42 81V80H41ZM40 81V82H41ZM57 81V80H56ZM67 81V82H68ZM74 81V80H73ZM78 81V80H77ZM76 81V82H77ZM95 81V82H96ZM167 82H168V80H166ZM165 81V82H166ZM235 81V80H234ZM243 81H245V80H243ZM43 82H47L46 84H49L48 83V81H42L41 83H43ZM75 82V81H74ZM90 82V83H89ZM88 83H89V85H91V81H89ZM92 82V83H93ZM100 82V81H99ZM118 82V83H117ZM166 82V83H167ZM69 84H70V82H68ZM68 83H66V81H65V84H68ZM192 83H194L193 85H192ZM205 83H207V82H205ZM226 83H227V85H226ZM244 83V82H243ZM40 84V83H39ZM64 84V83H63ZM75 84V83H74ZM74 84H72V88H73V90H75V94L77 93L78 94V91L76 92V90L78 89V88H80V86H78L77 87V89L76 88H74V87H76V85L77 84H75V86L73 87V85ZM85 85L84 83H81V85ZM93 84H95V83H93ZM107 84V83H106ZM191 84V85H190ZM231 84H233V81H232V83ZM98 84H96V86H97ZM190 85V86H189ZM195 85L193 86V90L192 91H194V88H195ZM263 85V84H262ZM43 86H45V84L43 85ZM60 86V85H59ZM92 86V85H91ZM106 86V87H105ZM188 86L190 87V88H188ZM208 86H207V88H208ZM41 87V86H40ZM85 87H88V84H87V86L85 85ZM90 87V86H89ZM93 88L95 87V86H92ZM91 87V90L92 91H94V89ZM141 87V86H140ZM165 87H166V85H165ZM233 87V86H232ZM47 88V87H46ZM67 88V87H66ZM99 88V87H98ZM198 88V87H197ZM43 89V88H42ZM44 89H45V87H44ZM43 89V90H44ZM80 89H82V87L80 88ZM80 89H78V90H80ZM97 89V88H96ZM204 89V88H203ZM202 89V90H203ZM64 90H65V88H64ZM63 90V91H64ZM69 90H70V88H69ZM72 90V89H71ZM263 90H264V88H263ZM66 91V90H65ZM68 91V90H67ZM81 91V90H80ZM163 91V90H162ZM72 93H73V91H71ZM86 92L87 91H85V90H83V95H84V97L82 98L80 95V98H81V101H86ZM107 92H105L106 94H108ZM116 92V93H115ZM118 92H128V95H131V96H128L127 97V100L128 101H126V102H128V103H124V104H121L122 102H120L119 103V101L118 100H116L117 98H116V96L118 95L117 93ZM197 92V91H196ZM195 92V93H196ZM65 93V92H64ZM73 93V94H74ZM81 93H82V91H81ZM90 92L88 91L87 92V94H89ZM94 93L95 94H97L95 91H94ZM103 93V92H102ZM105 93H103V94H105ZM114 93L115 94H117L116 96H115V98H114ZM138 93H140V94H138ZM193 93V92H192ZM73 94H71V96H73L72 98H74V95ZM76 94V95H77ZM92 94V95H91ZM91 94H89V95H91L90 97H92L93 96V93H91ZM112 94H113V96H112ZM194 94V93H193ZM214 94V95H213ZM219 94V95H220ZM61 95V94H60ZM64 95V94H63ZM70 95V94H69ZM139 95H142L141 96V99L142 100H137V99H139L140 97H139ZM198 95V94H197ZM211 95L212 96H214V97H212V99H210V97H211ZM221 95V96H222ZM234 95H235V93H234ZM234 95H232L231 96V98H233L234 97ZM49 96H51V95H49ZM97 96V95H96ZM105 96V95H104ZM202 98H201V97ZM77 97V96H76ZM103 97V96H102ZM101 97V98H102ZM107 97H109L108 95H107ZM107 97H105L104 99H106ZM191 97H192V94H191ZM198 97V96H197ZM70 98V97H69ZM68 98V99H69ZM72 98H71V100H72ZM77 98H79V97H77ZM76 98V99H77ZM79 98V99H80ZM93 98H95V97H93ZM92 98V99H93ZM100 98V95L98 94V96H97V101H101V104H102V100H103V98L101 99ZM178 98H179V100H178ZM228 98H230V97H224V96H222L220 99H221V101H228ZM230 98V99H231ZM79 99H77L78 101H79ZM96 99H95V101H96ZM230 99H229V101H230ZM252 99V98H251ZM259 99H260V97H259ZM45 100H46V98H45ZM70 100V101H71ZM120 100V99H119ZM200 100H198V101H200ZM214 100V99H213ZM217 100V98L214 100V101H216ZM237 100V99H236ZM64 101V100H63ZM69 101V100H68ZM75 101V100H74ZM104 101V100H103ZM109 101V100H108ZM110 101H111V99H110ZM116 101H117V103H116ZM122 101V100H121ZM178 101V102H177ZM183 102V105L180 107L179 105H181L180 103L181 102ZM197 101V102H198ZM219 100H217V102H218ZM232 101V100H231ZM233 101H234V99H233ZM252 101H253V99H252ZM256 101V100H255ZM259 101V100H258ZM107 102V101H106ZM155 102V101H154ZM180 102V103H179ZM197 102H196V104H197ZM203 102V103H204ZM205 102V103H206ZM75 103V102H74ZM78 103V102H77ZM91 103V102H90ZM90 103H88V99H87V101L86 102H82V106L85 108V109H87L88 107H89V105L88 104H90ZM111 103V102H110ZM153 103V102H152ZM186 103V102H185ZM199 104H198V107H201L200 106V104H201V102H198ZM204 103V104H205ZM209 103V102H208ZM69 104V103H68ZM92 104V103H91ZM91 104H90V107H91ZM189 104V103H188ZM210 104V105H211ZM215 104V103H214ZM225 104V103H224ZM63 105V104H62ZM72 105H74V104H72ZM77 104L75 103V106H76ZM80 105V104H79ZM103 105V104H102ZM152 105H154V104H151V106ZM192 105V104H191ZM202 105V104H201ZM219 105V104H218ZM223 105V104H222ZM81 106V107H82ZM108 106V105H107ZM155 106H157V105H155ZM188 106V105H187ZM193 106H195V105H193ZM206 106V105H205ZM205 106H203V107H205ZM56 107H58V106H56ZM71 107V106H70ZM77 107V106H76ZM76 107H74V108H76ZM115 107V106H114ZM180 107V108H179ZM207 107V106H206ZM138 108V107H137ZM157 107H155V109H156ZM193 108V107H192ZM202 108V107H201ZM217 108V105H215V109ZM218 108H219V110H220V108L221 107H219L218 106ZM58 109V108H57ZM56 109V110H57ZM68 109V108H67ZM79 109H80V107H79ZM82 109V108H81ZM136 109V108H135ZM138 109V110H139ZM161 109H159V110H161ZM183 109L185 110L186 108H184L183 107ZM188 109V108H187ZM194 109H195V107H194ZM87 110H89V108L87 109ZM86 110V111H87ZM157 110H158V108H157ZM190 110H191V108H190ZM189 110V111H190ZM211 110V109H210ZM106 111V110H105ZM155 111V110H154ZM54 112V111H53ZM134 112H135V110H134ZM133 112V113H134ZM137 112V111H136ZM181 112V111H180ZM213 112V111H212ZM85 113V112H84ZM130 113V112H129ZM138 113V112H137ZM188 113H190L191 114V112H187V114ZM99 114V113H98ZM96 115V117L98 116L99 117V115ZM105 114H107L108 116H107V119H106V121H107V124H106V126H105V122H104V125H102V128L100 129V131L98 132V133H95V134H97L96 136H95V139H98L99 140V143H98V146H101V145H105V143H106V141L108 140V138L107 137H109V129H108V125L110 126V124H108V123H110V122H112V120H111V112H105ZM140 114V113H139ZM171 114V115H170ZM180 114H182V113H180ZM184 114V113H183ZM192 114H193V112H192ZM211 114H213V113H211ZM214 114H216V113H214ZM136 115V114H135ZM142 115H140V117L142 116ZM173 115V116H174ZM185 115V114H184ZM60 116V115H59ZM63 116V115H62ZM61 116V118L62 119H64L63 117ZM66 116V115H65ZM155 116H156V113H155ZM154 116V117H155ZM172 116V117H173ZM67 117V116H66ZM68 117H70V116H68ZM95 117V118H96ZM97 117V118H98ZM137 117V116H136ZM154 117H152V118H154ZM191 117V116H190ZM58 118V117H57ZM114 118V117H113ZM151 118V119H152ZM184 118V117H183ZM187 118V117H186ZM186 118H184V120L186 119ZM189 118V117H188ZM194 118V117H193ZM93 120H94V118H92ZM91 119V120H92ZM147 119V118H146ZM158 119V120H157ZM179 119V120H178ZM66 120V119H65ZM78 120V119H77ZM89 120V119H88ZM135 120H136V118H135ZM148 120V119H147ZM183 120V121H184ZM186 120H188V119H186ZM114 121H115V123H116V128H119L120 130H122V131H124V133L123 134H121V135H119L118 136V145H119V148H113V161H112V163H110L109 164V162L110 161H108L107 163H105V164H103V166H101V168H103V169H107V173H109V170H112V169H116V168H119L120 169V167L122 168V162L123 161H126V162H128L129 163V165H132V164H134V163H136L137 162V160L139 159H141V158H147L146 160H149L150 162H152L153 164L155 163V162H157L158 160H159V158L160 157H162V155L160 154V153H163V151L162 150H160L159 149V147L157 148V144H153V145H151L150 144V142H146L145 141V137H144V139L143 138H140V136H137V135H133L132 133L133 132H129V133H125L126 131L124 130V128L125 127H128L129 126V124H126V123H123L122 122V120H120V118L118 119L117 117H115V119H114ZM191 121V120H190ZM93 122V121H92ZM132 122H133V120H132ZM136 122H138V120L136 121ZM181 122V123H180ZM188 122V121H187ZM192 122V121H191ZM197 122V121H196ZM90 123V122H89ZM114 123V124H115ZM129 123V122H128ZM133 123H135V122H133ZM141 123V122H140ZM140 123H138L139 125H140ZM148 123V122H147ZM150 123V124H151ZM136 124V123H135ZM185 124H187V123H185ZM130 125H131V123H130ZM134 124H132L131 126H133ZM143 125V132H145V133H149L150 134V132H152V129H150V127L151 126H147L146 127V125L145 124H142ZM197 125V124H196ZM135 126H137V125H135ZM134 126V127H135ZM186 126V125H185ZM101 127V126H100ZM192 127H194L193 125H192ZM83 128H85L84 126H83ZM88 128V127H87ZM141 128V127H140ZM195 128V127H194ZM183 129H185V128H183ZM188 129V128H187ZM200 129V128H199ZM186 131V130H185ZM189 131V130H188ZM198 131V130H197ZM121 132V131H120ZM164 132V131H163ZM187 132V131H186ZM199 133V132H198ZM85 135V134H84ZM83 134H81V135H79V139H78V141L79 142H81V143H87V142H89V140L88 139H90V137H87L86 135L84 136ZM94 135V134H93ZM157 135V134H156ZM186 135H190V134H186ZM201 135V134H200ZM142 136H144L143 134H142ZM193 136V135H192ZM198 136H199V134H198ZM111 137V136H110ZM148 137V136H147ZM158 137V136H157ZM185 137V136H184ZM194 137V136H193ZM192 137V138H193ZM199 137H201V136H199ZM204 137V136H203ZM107 138V139H106ZM112 138V137H111ZM166 138V137H165ZM195 138V141H196V139L198 138H196V137H194ZM193 138V139H194ZM151 139V138H150ZM190 139V138H189ZM192 139V140H193ZM112 140V139H111ZM148 140V139H147ZM187 140H188V138H187ZM191 140V139H190ZM116 141V139H114V141L113 142H115ZM124 141H126L127 143H128V145L126 144V146H120L121 144H120V142H124ZM151 141V140H150ZM174 141V143H172ZM97 142V141H96ZM107 142H110V141H107ZM125 142V143H126ZM194 142V141H193ZM154 143V142H153ZM189 143V142H188ZM191 144H192V142H191ZM111 145H113V144H111L110 143V146ZM61 146V145H60ZM91 146V145H90ZM96 146V145H95ZM97 146V147H98ZM187 146V145H186ZM189 148L191 147V145L190 146H188ZM187 147V150H185V151H188V148ZM198 147V146H197ZM200 147V146H199ZM94 148V147H93ZM92 148V149H93ZM178 148H179V150H178ZM183 148H185V147H183ZM183 148H181L182 150H183ZM192 148H194V147H192ZM192 148H190V149H192ZM58 149H62V147H59L58 148V146H57V150ZM102 149V147H98V148H96L95 149V154H98V153H101V150ZM198 149V148H197ZM200 149V148H199ZM107 150V149H106ZM105 150V151H106ZM112 150V149H111ZM168 150V149H167ZM193 150V149H192ZM192 150H190V151H192ZM196 149H194V151H195ZM160 151V152H159ZM169 151V150H168ZM39 152V151H38ZM107 152V151H106ZM159 152V153H158ZM183 152V151H182ZM196 152V151H195ZM112 153V152H111ZM184 153V152H183ZM188 153V152H187ZM189 153H191V152H189ZM194 153V152H193ZM198 153V152H197ZM74 154H76V153H74ZM74 154H72V155H70V156H74ZM104 154V153H103ZM201 154V153H200ZM39 155H41V154H39ZM43 155V154H42ZM62 155V154H61ZM61 155H60V157H61ZM64 155V154H63ZM77 155V154H76ZM80 155V154H79ZM101 155V154H100ZM165 155H167V154H165ZM169 155H172V154H169ZM189 155V154H188ZM194 155V154H193ZM195 155H196V153H195ZM199 155V154H198ZM67 157H68V155H66ZM69 156V157H70ZM104 156V155H103ZM179 156V155H178ZM180 156H181V154H180ZM184 157H185V154L183 155ZM192 156V155H191ZM76 157V156H75ZM175 157V158H174ZM195 157V156H194ZM63 158V157H62ZM66 158V157H65ZM64 158V159H65ZM165 158V157H164ZM163 158V159H164ZM189 158V157H188ZM59 159V158H58ZM61 159V158H60ZM98 159H99V157H98ZM106 159V158H105ZM176 159H178V158H176ZM78 160H80V159H78ZM88 160V159H87ZM86 160V161H87ZM90 160V159H89ZM108 160V159H107ZM106 160V161H107ZM187 160V159H186ZM190 160V159H189ZM64 161V160H63ZM83 161V160H82ZM85 161V160H84ZM105 161V160H104ZM174 161V160H173ZM77 162V161H76ZM79 162H81V161H79ZM78 162V163H79ZM100 162H102L101 160H100ZM20 163V162H19ZM65 163H66V160H65ZM75 163V162H74ZM82 163V162H81ZM81 163H79V164H81ZM75 164H77V163H75ZM86 164V163H85ZM89 164V163H88ZM102 164V163H101ZM147 164V163H146ZM157 164V163H156ZM168 164V163H167ZM178 164H180V163H178ZM197 164V163H196ZM100 165V164H99ZM152 165V164H151ZM150 165V166H151ZM172 165V164H171ZM173 165H175V164H173ZM75 166V165H74ZM192 166H193V164H192ZM66 167H67V165H66ZM76 167V166H75ZM99 167V166H98ZM131 167V166H130ZM134 167V166H133ZM154 167V166H153ZM173 167V166H172ZM176 167V166H175ZM188 167V166H187ZM194 167V166H193ZM77 168V167H76ZM100 168V167H99ZM126 168V167H125ZM135 168V167H134ZM151 168V167H150ZM149 168V169H150ZM157 168V167H156ZM170 168V167H169ZM177 168V167H176ZM175 168V169H176ZM189 168V167H188ZM188 168H186V169H188ZM196 168V167H195ZM66 169V168H65ZM65 169H63L62 171H64ZM83 169V168H82ZM81 169V170H82ZM133 169V168H132ZM154 169V168H153ZM174 169V170H175ZM179 169V168H178ZM181 169V168H180ZM77 170H79V169H77ZM182 170V169H181ZM189 170V169H188ZM135 171V170H134ZM155 171V170H154ZM153 170L152 171H146L145 173H143V175H142V177H139V178H141V179H143V182H144V184H146L147 185V187H149V189H159L158 187H160V185H164L163 184V182H158V181H160V180H158L157 181V179L155 178H152V177H156V173L154 172ZM158 171V170H157ZM162 171V170H161ZM176 171V170H175ZM174 171V172H175ZM111 172V171H110ZM132 172V171H131ZM130 172V173H131ZM169 172H171V171H169ZM179 172H181V171H177V173H176V176L177 175H179L180 173ZM190 172V171H189ZM63 173V172H62ZM159 173V172H158ZM172 173H173V171H172ZM196 173H198V172H196ZM63 174H65V172L63 173ZM110 174V173H109ZM134 174V173H133ZM156 174V175H155ZM175 174V173H174ZM183 174V173H182ZM181 174V175H182ZM193 174V173H192ZM135 175V174H134ZM139 175V174H138ZM164 175V174H163ZM162 175V176H163ZM184 175V174H183ZM197 175V174H196ZM198 175H199V173H198ZM64 176V175H63ZM63 176H62V178H63ZM113 176V175H112ZM173 176V175H172ZM160 177V176H159ZM164 177V176H163ZM166 177V176H165ZM181 177H183V176H181ZM64 178H65V176H64ZM63 178V179H64ZM124 178V177H123ZM138 178V177H137ZM157 178H158V176H157ZM170 178V177H169ZM191 178H192V176H191ZM195 178V177H194ZM197 178V177H196ZM199 178H200V176H199ZM63 179H62V181H63ZM67 179V178H66ZM65 179V180H66ZM134 179V178H133ZM162 179H164V178H162ZM181 178L179 177V180H180ZM175 180V179H174ZM178 180V181H179ZM185 180V179H184ZM197 180V179H196ZM195 180V181H196ZM82 181V180H81ZM164 181V180H163ZM165 181H166V179H165ZM164 181V182H165ZM170 181V180H169ZM177 181V180H176ZM64 182V181H63ZM68 182V180L66 181V182H64V185H65V183L66 184H68L67 183ZM183 182H185V181H183ZM182 182V183H183ZM190 182V181H189ZM194 182V181H193ZM167 183V182H166ZM174 183V182H173ZM176 183V182H175ZM81 184V183H80ZM171 184H172V182H171ZM178 184V183H177ZM186 184H188V183H186ZM192 184H194V183H192ZM200 184V183H199ZM208 184V183H207ZM210 184V183H209ZM82 185V184H81ZM80 185V186H81ZM85 185V184H84ZM185 185V184H184ZM191 185V184H190ZM189 185V186H190ZM203 185V184H202ZM144 186V185H143ZM151 186H153L152 188H151ZM165 186V185H164ZM173 186V185H172ZM176 186V185H175ZM186 186V185H185ZM200 186V185H199ZM205 186V185H204ZM209 186V185H208ZM198 187V186H197ZM197 187H195V188H197ZM210 187V186H209ZM80 188V187H79ZM82 188V187H81ZM146 188V187H145ZM144 188V189H145ZM161 188H162V186H161ZM176 188H177V186H176ZM190 188V187H189ZM144 189H142V190H144ZM167 189V188H166ZM169 189V188H168ZM179 189V188H178ZM193 189V188H192ZM208 188H206V190H207ZM84 190V189H83ZM83 190H81V191H83ZM87 190V189H86ZM86 190H85V192L84 193H81V194H78V195H80V196H85V193H87L86 192ZM90 190V189H89ZM113 190H114V188H113ZM147 190V189H146ZM146 190L144 191V192H146ZM151 190V191H152ZM161 190H164L163 188L162 189H160V190H157V191H160L159 193H161ZM186 190H187V187H186ZM193 190H195V189H193ZM198 190H200V189H198ZM201 190H202V188H201ZM200 190V191H201ZM203 190H205V189H203ZM80 191V190H79ZM80 191V192H81ZM116 191V190H115ZM141 191V190H140ZM139 191V197H134V196H132V197H134L133 199H132V201H134V206H135V204H136V202L137 203H139V204H141V205H143L144 207L147 205L148 206V204L152 201V200H154V199H151V198H149L150 196V194H148L149 192L148 191H150V190H148L147 191V196H146V194H142V191L140 192ZM155 191V190H154ZM175 191H176V189H175ZM180 191V190H179ZM207 191H209V190H207ZM211 191V190H210ZM80 192H78V193H80ZM174 192V191H173ZM183 192H184V190H183ZM191 192V191H190ZM198 191H196V193H197ZM155 193V192H154ZM158 193V192H157ZM168 193V192H167ZM179 193V192H178ZM185 193V192H184ZM189 193V192H188ZM193 192H191V194H192ZM195 193V194H196ZM199 193V192H198ZM88 194V193H87ZM86 194V195H87ZM135 194V193H134ZM162 194H163V192H162ZM174 194V193H173ZM177 194V193H176ZM181 194V193H180ZM77 195V196H78ZM155 195V194H154ZM159 195V194H158ZM79 196V197H80ZM84 196L82 197V198H84ZM124 196V195H123ZM153 196V195H152ZM151 196V197H152ZM177 196H179V195H177ZM180 196H182V195H180ZM85 197H87V196H85ZM95 197V195H92V199H91V201L90 202H93V198ZM119 197V196H118ZM121 197V196H120ZM126 197V196H125ZM129 197V196H128ZM127 197V198H128ZM154 197V196H153ZM156 197V196H155ZM154 197V198H155ZM161 197H164V196H162L161 195ZM81 198V197H80ZM157 198V197H156ZM183 198H185V197H183ZM165 199V198H164ZM198 199V198H197ZM196 199V200H197ZM117 200H119V199H117ZM117 200H115V201H117ZM124 200V199H123ZM123 200L121 201V203L123 202ZM158 200H159V198H158ZM158 200L156 199V202H158ZM168 200V199H167ZM170 200V199H169ZM168 200V201H169ZM185 200H186V198H185ZM208 200H209V198H208ZM120 201V200H119ZM127 201V200H126ZM125 201V202H126ZM131 201V202H132ZM193 201H194V199H193ZM147 202H149L148 204H147ZM160 202H161V200H160ZM195 202V201H194ZM84 203V202H83ZM116 204H117V202H115ZM155 203V202H154ZM153 203V204H154ZM172 203V202H171ZM186 203V202H185ZM209 203V202H208ZM115 204V205H116ZM128 204H129V202H128ZM156 204V203H155ZM155 204H154V206H155ZM159 204V203H158ZM163 204H166V203H164L163 202ZM123 205L124 206H122V209L124 210L126 207H125V204L123 203ZM131 205V204H130ZM162 205V204H161ZM170 205V204H169ZM172 205H173V203H172ZM192 205V204H191ZM160 206V205H159ZM116 207V206H115ZM119 207H120V205H119ZM118 207V208H119ZM124 207V208H123ZM157 207V206H156ZM167 207H168V205H167ZM171 207V206H170ZM179 207V206H178ZM183 207V206H182ZM127 208H129V209H127ZM127 213H129V214H131L130 212H132V210L133 211H135L134 209L135 208H137V207H135L134 209L132 208V206H131V208H130V206H128L127 205ZM141 208H142V206H141ZM162 208V207H161ZM169 208V207H168ZM114 209V208H113ZM112 209V210H113ZM121 209V208H120ZM121 209V210H122ZM138 209V208H137ZM157 209V208H156ZM164 209H165V207H164ZM164 209H162V210H164ZM179 209H180V207H179ZM210 209V208H209ZM246 209H247V215L245 216V217H243V218H241V219H239V221L238 222H236L235 224H240V225H242V227L243 228H249V226L250 225H252V221L253 220H251V217H253V211H252V209H250V207H246ZM111 209H110V211H112ZM118 210V209H117ZM138 210H140V209H138ZM142 210V209H141ZM148 210V209H147ZM151 210V209H150ZM159 210H160V208H159ZM167 210V209H166ZM165 210V212H167ZM178 210V209H177ZM176 210V211H177ZM115 211V212H114ZM114 211H113V213L111 212V214H110V212H107V216H106V218H107V220H104V221H106V222H104V224L106 225V224H110L111 226H112V223H116L117 225L120 223L121 224V222H123L122 223V225L124 226V224H125V226H128V224H130V222L127 224V223H125V218L127 217V215L128 214H123V213H126V212H122V213H120V210H118L119 211V213H118V211H116L115 209H114ZM145 210H143V212H144ZM154 210H152V212H153ZM170 211V210H169ZM194 211H196V209L194 210ZM208 211V210H207ZM213 211V210H212ZM136 212V211H135ZM135 212H132V214L133 213H135ZM138 212H140V211H138ZM137 212V213H138ZM143 212L141 213L142 214V216H140V218H137L138 217V215H136L137 217L136 218H134V219H131V217L132 216H130L129 215V219L128 220H133L132 221V224L133 225H131L130 224V226L128 227V228H126L127 229V232H128V235L130 236L131 235V238L129 237V238H125L123 241H122V243L123 242H125V244H129V243H131L132 245H133V243H134V247L132 246V247H127V249L125 248V250H128V249H131V251H127V252H131L130 253V255L131 256H128L129 258H127L128 260H125L126 261V263L127 264H187V261H186V258H187V256L188 257H190V256H192V255H190L189 256V254H188V252H190V250H192L193 252H194V250H196L197 248H198V241H196L197 239H196V235L195 236H193V239H191V238H188V239H190L191 241H186V240H188V239H185V236H186V232H185V228H187L186 227V225H185V223H184V221H187V224H188V222H189V220L187 219V220H184L185 218L183 217V215L184 216H186V213L184 212V211H181V212H179V213H175V215L171 218L170 217V219H168V220H164V218H163V221L162 222H160V221H158L157 219H154V218H151L152 220L154 219V222H155V220H156V222H155V225H157L156 227H154V228H151V226L153 225H151V226H148L147 224H146V222L148 221V220H151L150 218H148V217H144L143 216ZM149 212V211H148ZM147 212V213H148ZM159 212V211H158ZM183 212L185 213V214H183ZM192 212V211H191ZM191 212H189V213H191ZM197 212V211H196ZM195 212V213H196ZM154 213V212H153ZM194 213V212H193ZM194 213V214H195ZM211 213V212H210ZM209 213V214H210ZM110 214V215H109ZM155 214H157V213H155ZM197 214L198 215H200L198 212H197ZM196 214V215H197ZM213 214H215V213H213ZM233 214V213H232ZM105 215V214H104ZM160 215V214H159ZM173 215V214H172ZM118 216H121V218L119 219V218H117ZM134 216V215H133ZM158 216V215H157ZM162 216V215H161ZM167 216V215H166ZM189 216V215H188ZM203 216V215H202ZM208 216V215H207ZM210 216V215H209ZM105 217V216H104ZM182 217L184 218V219H182ZM192 217H193V214H192ZM200 217V216H199ZM198 216H196V217H193V218H195V220H196V218H199ZM212 217V216H211ZM159 218V217H158ZM161 218V217H160ZM189 218V217H188ZM200 219V218H199ZM199 219H198V221H199ZM254 219H255V217H254ZM191 220H194V219H192L191 218ZM201 220H202V218H201ZM206 220V219H205ZM233 220V219H232ZM198 221L197 222H195V223H198ZM236 221V220H235ZM151 223H152V221H150ZM205 222V221H204ZM101 223H103V222H101ZM148 223V222H147ZM190 223V222H189ZM194 222L192 221V224H193ZM118 225V226H121V225ZM199 224V223H198ZM198 224H197V226H198ZM231 223H229V225H230ZM105 225H103L104 226V228H105ZM109 225V226H110ZM191 225V224H190ZM189 225V226H190ZM194 225V224H193ZM260 225H261V223H260ZM263 225V224H262ZM110 226V227H111ZM113 226H116V225H113ZM188 226V225H187ZM201 226H202V224H201ZM200 226V227H201ZM207 226H208V224H207ZM211 226L212 227H214V225L213 224H211ZM254 226V225H253ZM259 226V225H258ZM117 227V226H116ZM206 227V226H205ZM210 227V226H209ZM215 227H216V225H215ZM226 227H228V226H226ZM232 227L233 226H229L228 228H227V231L231 228V230H232ZM121 228V227H120ZM151 228V229H150ZM189 228V227H188ZM190 228H192V227H190ZM196 228V225H195V227H194V231H192V232H190L189 234L190 235H193L194 233L196 234V232H198V230L197 229H195ZM199 228V227H198ZM207 228V227H206ZM211 228V227H210ZM124 229V228H123ZM203 229H205V228H203ZM202 229V230H203ZM116 230H117V228H116ZM191 230V229H190ZM192 230H193V228H192ZM200 230V229H199ZM209 230V229H208ZM247 230V229H246ZM252 230V229H251ZM206 231H207V229H206ZM226 231V232H227ZM200 232H204V230L203 231H200ZM199 232V233H200ZM230 232V231H229ZM191 233H193V234H191ZM199 233H197V234H199ZM254 233V232H253ZM188 234V235H189ZM208 234V233H207ZM127 235V234H126ZM200 235H202V234H200ZM120 236V235H119ZM119 236H118V239H119ZM122 236V235H121ZM125 236V235H124ZM124 236H122V237H124ZM230 236V235H229ZM121 237V238H122ZM125 237H127V236H125ZM198 237V236H197ZM226 237V236H225ZM106 238H107V236H106ZM105 239V238H104ZM123 239V238H122ZM106 240V239H105ZM120 240H119V242L118 243H120ZM107 241V240H106ZM105 241H103V243H104ZM109 242V240L107 241V243ZM127 242V243H126ZM190 242L192 243V245H188L187 243H189L190 244ZM156 243H158L156 246H154ZM238 243V242H237ZM249 243H251V242H249ZM249 243L247 242H245V244H247V245H241V244H239V245H235V246H232L231 248H230V250H229V254L228 255H225V256H221V257H225L226 258V261L224 260V263H222V264H225V262H226V264H251L250 263V261H252V256L254 257L255 255H253L252 254V249H251V247L250 246H248L249 245ZM115 244H116V242H115ZM124 244V243H123ZM123 244H121V245H123ZM153 244V245H152ZM200 244H201V242H200ZM234 244H235V242H234ZM101 245V244H100ZM103 245V244H102ZM105 245H106V243H105ZM108 245V244H107ZM111 245V244H110ZM119 245V244H118ZM117 245V246H118ZM232 245H233V242H232ZM112 246V245H111ZM127 246H129V245H127ZM143 246H145L146 248H145V250L143 249V251L141 250V251H136L137 250V248H144ZM102 247V246H101ZM110 247V246H109ZM113 247V246H112ZM119 247V246H118ZM117 247V249H120V252L123 250H121V246H120V248H118ZM123 247V246H122ZM156 247H158V248H156ZM225 247V246H224ZM98 248V247H97ZM105 249L106 248H108V247H104ZM114 248V247H113ZM151 248H156L157 249V251H156V249L155 250H151ZM200 248V247H199ZM253 248V247H252ZM100 249V248H99ZM103 250V249H102ZM116 250V249H115ZM140 250V249H139ZM227 250V249H226ZM97 251H99L100 252V250H97ZM108 252H110L109 250H107ZM95 252V251H94ZM99 252H96V253H99ZM102 252V251H101ZM122 252H124V250L122 251ZM137 253L136 255H132V253ZM223 252V251H222ZM228 252V251H227ZM105 253V252H104ZM118 253V252H117ZM15 254H16V249H13V250H11V251H9L7 254H2L1 256H0V264H9V263H11L12 262V260L14 259V257H15ZM93 254V253H92ZM102 254V253H101ZM112 254H113V252H112ZM115 254V253H114ZM122 254V253H121ZM94 255H95V253H94ZM109 255V254H108ZM108 255H106V256H108ZM116 255H119V254H116ZM115 255V256H116ZM139 257H138V256ZM96 256H98V254L96 255ZM110 256H112V255H110ZM126 256V255H125ZM136 256V257H135ZM194 256V255H193ZM192 256V257H193ZM207 256V255H206ZM205 256V257H206ZM227 256V257H226ZM105 257V256H104ZM214 257V256H213ZM218 257V256H217ZM95 259L94 260H96V258L97 257H94ZM113 258V257H112ZM199 258H200V256H199ZM216 257H214L213 259H215ZM254 258H256V257H254ZM115 259V258H114ZM188 259V258H187ZM191 259V258H190ZM201 259V258H200ZM199 259V260H200ZM209 259V258H208ZM212 259V258H211ZM98 260V259H97ZM99 260H101V258L99 259ZM207 260V259H206ZM218 260V259H217ZM221 260V259H220ZM104 261V260H103ZM118 261V260H117ZM121 261V260H120ZM119 261V262H120ZM125 261H122V262H124V264H125ZM201 261V260H200ZM204 261V260H203ZM121 262V263H122ZM205 262V261H204ZM118 263V262H117ZM194 263V262H193ZM195 263H196V261H195ZM194 263V264H195ZM197 263H199V262H197ZM71 264H73V262H71ZM200 264V263H199ZM201 264H203V263H201ZM204 264H218V262L216 261V260H210V261H208V262H205ZM221 264V263H220Z\"/></svg>",
	"mask_w": 264,
	"mask_h": 264
}]
</instances>
